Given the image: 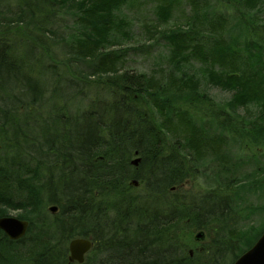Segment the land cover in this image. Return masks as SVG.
<instances>
[{"label": "trees", "instance_id": "1", "mask_svg": "<svg viewBox=\"0 0 264 264\" xmlns=\"http://www.w3.org/2000/svg\"><path fill=\"white\" fill-rule=\"evenodd\" d=\"M227 3L229 16L210 0H0V217L30 221L20 239L0 229V264H79L77 237L93 242L82 264H201L179 233L216 224L229 254L209 246L205 264L255 244L264 0ZM145 4L137 40L129 9ZM155 46L157 70L128 68ZM257 213L260 226L240 225Z\"/></svg>", "mask_w": 264, "mask_h": 264}, {"label": "rangeland", "instance_id": "2", "mask_svg": "<svg viewBox=\"0 0 264 264\" xmlns=\"http://www.w3.org/2000/svg\"><path fill=\"white\" fill-rule=\"evenodd\" d=\"M227 1H229V0H227ZM227 1L226 0H210L211 5L215 6V8L217 9L216 10L217 12H224V14L226 16H229L230 14H233L235 12V3H234V7H231V5L233 3H231V4L227 3ZM183 6H187V3H184ZM132 7H134V8H132ZM132 7L130 6L129 10H130V12L136 13V16H137L136 21H135V25H134V31H135V37L138 40V38L142 35V33H141L142 32V26L140 25V22L142 20H144L147 16H150L151 9H153V7H150L148 4L147 5L145 4L142 7H136V6H132ZM125 13L127 14L126 11H125ZM180 14L183 15L184 11L181 12V10H180ZM65 17L68 19H71L70 16H65ZM67 22H71V21L68 20ZM125 41L133 42L134 40H133V38H128ZM125 44H128V43H125ZM160 50H162V46H155L153 52H151L147 56L135 57L136 55H132V57H129L130 62H129L128 68L131 71L138 70V71H147L150 73H151V71L157 70L159 65L162 63V60L157 56V53ZM195 68H198V67L196 66ZM206 90L208 91L210 96L216 102L224 103L226 100L230 99V97H231L230 91L224 90L223 88H220V87H215V86L209 85L206 87ZM84 107H85V105H84ZM240 113L243 114L244 116L245 115L247 116V114H249L248 112L245 113L244 109H240ZM248 117H250V116H248ZM245 148L247 149V153H250L249 152L250 149L247 148L246 146H245ZM131 170L134 171V169H131ZM132 180L134 183V180H136V179L134 178ZM136 186H139V188L136 189L135 192L138 194L139 193L142 194L143 187L140 185V183H138ZM251 202H253L255 204V203H260L261 200L259 201L258 198L253 197L251 199L250 203ZM51 205H55V204H51ZM51 205H49L46 208V215H48L50 218H55V216L59 213V211L56 210L53 212V211L49 210ZM23 213H24L23 210H11L9 215L19 217ZM240 222H242V223H240V225L244 224V223L245 224L251 223L253 226L256 227L257 225H259L262 222V217L259 216V214L257 213L255 215H252L250 217V219H248V218L242 219V217H241ZM202 229H204L205 232ZM202 229L197 228V227L187 228L184 230L182 235L179 233V239H181L183 244L186 243L188 245V248L185 249L186 253H188L190 256L193 257V252L195 253V251H196L197 253L202 255V257H200L201 260L198 261V263L205 264L206 263L205 257L206 256L208 257L206 252L209 251V248H210L209 246L214 247L213 251H215V246H217V249H221V251L223 253H226L229 250V247L223 246L222 240L219 237V234H218L219 224L212 225V227L209 226L208 228L205 226ZM207 229H209L210 231H208ZM199 233L203 234V238H201V239L197 238V235ZM67 246H68V244H67ZM217 252L221 255V253L218 250H217ZM226 254H229V252ZM69 255H70V251L67 252V258L68 259H69ZM232 262L233 261L231 259V256L227 255L225 260L220 261V264H231ZM79 264H82V263H79Z\"/></svg>", "mask_w": 264, "mask_h": 264}, {"label": "water", "instance_id": "3", "mask_svg": "<svg viewBox=\"0 0 264 264\" xmlns=\"http://www.w3.org/2000/svg\"><path fill=\"white\" fill-rule=\"evenodd\" d=\"M138 154V152H136ZM141 161L140 157H136L132 160L134 165H138ZM135 185L138 182L134 181ZM57 205L50 207L51 211H56ZM30 221L22 219L17 216H1L0 217V229L3 230L11 239H20L24 237L29 229ZM198 239L203 238V234L197 235ZM93 242L85 237L73 238L69 242V260L70 262L76 261L77 263H83L86 259V254L91 250ZM233 264H264V231L258 238L255 244L241 254Z\"/></svg>", "mask_w": 264, "mask_h": 264}, {"label": "flooded vegetation", "instance_id": "4", "mask_svg": "<svg viewBox=\"0 0 264 264\" xmlns=\"http://www.w3.org/2000/svg\"><path fill=\"white\" fill-rule=\"evenodd\" d=\"M91 240V239H90ZM92 241V240H91ZM193 254H194V252H193ZM74 262H76V261H74Z\"/></svg>", "mask_w": 264, "mask_h": 264}, {"label": "bare ground", "instance_id": "5", "mask_svg": "<svg viewBox=\"0 0 264 264\" xmlns=\"http://www.w3.org/2000/svg\"><path fill=\"white\" fill-rule=\"evenodd\" d=\"M51 206H53V205H51ZM51 206H50V207H51ZM49 209H50V208H49Z\"/></svg>", "mask_w": 264, "mask_h": 264}]
</instances>
